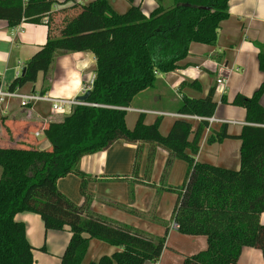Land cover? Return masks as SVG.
Masks as SVG:
<instances>
[{
    "label": "trees",
    "instance_id": "obj_1",
    "mask_svg": "<svg viewBox=\"0 0 264 264\" xmlns=\"http://www.w3.org/2000/svg\"><path fill=\"white\" fill-rule=\"evenodd\" d=\"M148 14L131 4L124 13L109 0L52 12L56 0H0V20L10 27L22 21L41 22L47 17L50 36L24 66V72L8 86L16 90L46 74L58 51H91L95 56L94 81L88 103L77 105L59 121L31 126L33 135L17 145L0 144V264H34L36 249L27 239L26 225L16 219L21 212L40 215L46 231L69 229L71 237L60 264H85L91 239L120 250L86 264H144L157 261L166 236L145 232L89 211V176L79 168L89 154L123 140L136 146L133 175L140 172L144 148L149 145L147 168L158 148L166 150V164L187 163V173L177 192L172 219L178 231L204 236L207 247L186 255L182 264H239L246 247L262 251L264 258V81L251 95L237 94L230 104L246 110L239 135L228 133L227 123L208 136L207 142L226 138L241 140L239 169L199 162L196 156L208 127L177 119L169 133L160 132L162 117L145 123L140 113L133 129L126 124V108L136 97L154 89L160 74L182 66L193 42L215 45L222 21L230 16V0H172ZM132 3L133 0H130ZM259 68L264 72V44L257 43ZM1 86V80H0ZM216 86L205 98L183 96L172 109L180 114L211 117L217 103ZM222 103L228 104L226 96ZM4 124V122H3ZM69 174L81 178L84 203H75L59 188L58 180ZM132 193V191H131ZM41 251H47L45 245Z\"/></svg>",
    "mask_w": 264,
    "mask_h": 264
},
{
    "label": "crops",
    "instance_id": "obj_2",
    "mask_svg": "<svg viewBox=\"0 0 264 264\" xmlns=\"http://www.w3.org/2000/svg\"><path fill=\"white\" fill-rule=\"evenodd\" d=\"M56 1L69 2L56 4L52 12L70 8L74 3L88 4L94 0ZM109 1L118 13L126 12L131 4H134L140 5L143 12L148 14L158 5L157 0H133L132 3L130 0ZM229 7L230 16L221 22L216 44L191 43L189 54L182 61L181 68L160 74L156 87L142 95L146 100L140 105L128 107L126 111L137 112L138 116L144 113L146 124H152L158 117H162V120L164 117H170L168 132L164 134L160 130L163 135H167L175 120L183 119L174 115L180 113L172 110L182 97L205 98L210 89L216 86L213 100L217 103V108L213 116L227 121L229 134L237 136L241 133L243 126L248 124L246 110L230 102L237 94L251 96L264 81V72L260 70L258 62L260 49L256 46L257 43L264 44V0H230ZM47 17L45 16L41 22L22 21L16 27H10L7 21L0 20L2 88H8L13 80L22 74L25 64L47 42L50 36L45 21ZM95 64V56L91 51H58L46 74H38L36 82L28 83L16 90L20 93H46L56 98L77 97L83 85L94 76ZM222 66L233 69L227 75L225 89L216 82ZM223 96H226L228 104L222 103ZM261 101L264 105V95ZM51 108L49 102L40 101L23 107L17 98L6 99L0 105V144L17 145L32 135L40 138L42 134L37 136L36 129L32 132H29V129L31 126L59 121L56 111ZM147 115H151L153 120L147 122ZM187 121L192 122L194 127L199 123L196 120ZM130 123H127V127L132 129ZM221 124L215 122L209 132L205 131L196 160L239 169L240 139L226 138L222 142H207L208 136L217 131ZM148 149L149 145H146L137 176L133 175L136 146L123 140L117 141L106 150L86 155L80 160V170L89 176L87 191L91 199L90 212L138 230H141L138 224L141 219L152 218L151 221L157 222L159 217L153 215L154 209L156 212L161 211L165 205L166 212L170 211L173 214L177 197L168 189L180 187L187 173V163L174 159L167 165L166 150L158 148L152 167L147 168ZM58 188L75 203L79 205L84 203L80 190L81 178L76 174L60 178ZM167 199L170 203H165ZM172 214L170 222L160 228L162 232L158 230L160 234H151L156 238L166 236V246L160 258L144 264H182L186 255L195 254L207 247L206 237L185 235L174 228ZM16 219L25 223L27 239L36 248L34 264H53L51 261L60 264V257L71 237L69 229L46 231L40 215L31 212L18 213ZM260 220L264 224V213ZM43 245L47 248L46 252L40 250ZM93 247L95 252L101 250L108 255L120 250L119 247L91 239L85 258ZM102 255L105 256L100 254L99 259ZM239 264H264L262 251L244 248Z\"/></svg>",
    "mask_w": 264,
    "mask_h": 264
},
{
    "label": "built area",
    "instance_id": "obj_3",
    "mask_svg": "<svg viewBox=\"0 0 264 264\" xmlns=\"http://www.w3.org/2000/svg\"><path fill=\"white\" fill-rule=\"evenodd\" d=\"M24 2H27L28 0H23ZM47 21V19H45ZM233 69L228 68L227 66H222L220 70V77L216 80L217 85L221 86L223 89L226 88L227 85V75L230 73ZM24 71V68H23ZM22 71V73H23ZM2 78V74L0 71V80ZM95 76H93L86 85H83L81 88V93L80 95L84 94L87 90H91L93 81H94ZM8 98H17L20 100L21 106L26 107L30 104H34L40 101L43 102H49L52 106V109L54 111H59V112H65L66 109L70 112L74 106L77 105H95L88 103L87 101H80L76 97L73 98H56L53 96H50L46 93H38V92H31V93H20L17 90H9L8 88L4 89L2 86H0V105L4 103V101ZM127 109V108H126ZM156 114H165L163 112H154ZM179 118H183L185 120H196V121H207L208 122V127L206 128V131L209 132L211 126L215 122H220V123H227V121H223L220 119L215 118L214 116L211 117H200L197 115H186V114H174ZM230 122V121H229ZM233 122V121H231ZM36 135H40V132H36ZM174 228L178 229V224L174 222L173 224Z\"/></svg>",
    "mask_w": 264,
    "mask_h": 264
},
{
    "label": "rangeland",
    "instance_id": "obj_4",
    "mask_svg": "<svg viewBox=\"0 0 264 264\" xmlns=\"http://www.w3.org/2000/svg\"><path fill=\"white\" fill-rule=\"evenodd\" d=\"M159 1H161V0H159ZM163 1V0H162ZM172 0H164L163 2H164V4H169L170 2H171ZM41 73L42 72H40L39 74L41 75ZM220 76H218V78H219ZM158 79H160V75H159V78ZM219 88V87H218ZM217 88V89H218ZM219 90V89H218ZM186 93V92H185ZM188 95V94H187ZM189 97V96H188ZM146 100V97H144V96H138V97H136V99H135V102H134V106H137V105H140V103H143V101H145ZM52 107V106H51ZM52 109V108H51ZM67 113H69V111H68V109H66V111L65 112H59V111H56V115H58L59 116V118L61 119L62 118V116L64 115V114H67ZM137 117H138V113L137 112H134V111H127V113H126V124L128 123V122H131L130 124H132L131 126H132V129H133V126H134V124H135V121L137 120ZM147 117V122H150V121H152L153 120V117L151 116V115H147L146 116ZM170 121H171V118L170 117H164L163 118V120H162V122H161V124H160V130L162 131V133H164V134H166L167 132H168V130L169 129H167V126H168V124L170 123ZM144 154V153H143ZM157 154V153H156ZM176 171V170H175ZM0 173H1V168H0ZM183 183V182H182ZM182 183H180V187H181V185H182ZM180 187H179V189H180ZM178 189V188H177ZM174 192V191H173ZM174 195H175V197H177V192H174ZM176 199V198H175ZM165 203H170V201L167 199L166 201H165ZM165 206V205H164ZM162 207V210L160 211H157L156 212V210L154 209V211H155V213L153 214V215H156L157 217H159V219L157 220V222L155 223L154 221H151V220H153L152 218H150V220H148V219H141L142 221H140L138 224H139V226H140V228H141V230H143V232H145L146 234H149V235H151V234H160V233H158V230L159 231H161L160 230V228H162L163 227V225H166V223L167 222H170V219H171V212L169 211V213L168 212H166V207ZM137 220H139L138 218H136ZM158 224H159V226H158ZM153 226V227H152ZM148 232H151V233H148ZM162 232V231H161ZM151 236H153V235H151ZM154 237V236H153ZM156 238V237H155ZM37 251V250H36ZM100 254H105V255H108V254H106L104 251H98V252H95L94 251V247L91 249V251H90V254L87 256V258H85V264L86 263H88V262H90L91 260L92 261H98L99 260V255ZM111 255V254H110ZM102 256H104V255H102ZM101 256V257H102ZM178 257V256H177ZM179 260H180V258H179ZM38 263H40V262H38ZM50 263H53V264H56V261H51Z\"/></svg>",
    "mask_w": 264,
    "mask_h": 264
},
{
    "label": "water",
    "instance_id": "obj_5",
    "mask_svg": "<svg viewBox=\"0 0 264 264\" xmlns=\"http://www.w3.org/2000/svg\"><path fill=\"white\" fill-rule=\"evenodd\" d=\"M24 72V71H23ZM91 93V90H87L84 94L77 96L76 98L80 101H87L89 95Z\"/></svg>",
    "mask_w": 264,
    "mask_h": 264
}]
</instances>
